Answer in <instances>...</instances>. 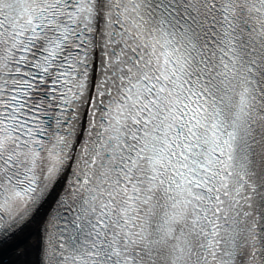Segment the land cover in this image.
<instances>
[{
  "label": "snow or ice",
  "instance_id": "1",
  "mask_svg": "<svg viewBox=\"0 0 264 264\" xmlns=\"http://www.w3.org/2000/svg\"><path fill=\"white\" fill-rule=\"evenodd\" d=\"M0 264H264V0H0Z\"/></svg>",
  "mask_w": 264,
  "mask_h": 264
},
{
  "label": "bare ground",
  "instance_id": "2",
  "mask_svg": "<svg viewBox=\"0 0 264 264\" xmlns=\"http://www.w3.org/2000/svg\"><path fill=\"white\" fill-rule=\"evenodd\" d=\"M12 255H14V254H12Z\"/></svg>",
  "mask_w": 264,
  "mask_h": 264
}]
</instances>
